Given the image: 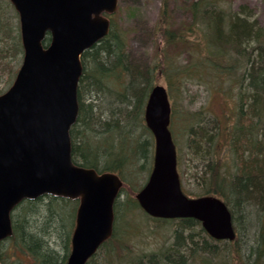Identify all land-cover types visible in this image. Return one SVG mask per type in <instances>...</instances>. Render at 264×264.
I'll list each match as a JSON object with an SVG mask.
<instances>
[{
  "label": "trees",
  "instance_id": "obj_1",
  "mask_svg": "<svg viewBox=\"0 0 264 264\" xmlns=\"http://www.w3.org/2000/svg\"><path fill=\"white\" fill-rule=\"evenodd\" d=\"M5 2L0 4V9L13 8L8 0ZM189 10L195 19L206 25L204 37L208 54L200 58L203 69L188 66V73L184 74H195L200 80L205 76H230L234 71L228 68L237 64L243 70L238 82L248 89L247 95L241 96L246 111L241 105L240 123L235 127L236 131L244 134L243 149L238 150L239 155L235 156V172L221 173L217 169L219 161L205 162L203 171L211 176L204 178V194L201 195L223 199L234 223L243 228L246 236L243 243L235 242L233 253L227 251L232 244H224L225 250H221L219 243L208 237L202 228L203 242L196 240L192 230L201 224L194 219H155L178 224L169 247L160 253H142L134 258H130V249L126 250L127 255H118L116 243L126 242L132 235L129 233L132 228L130 216L139 211L143 213L135 199L134 185L140 182L141 185H137L142 187L152 168L154 138L145 123V107L154 87V75L161 64L146 66L132 62L127 53V34L112 24L108 36L82 56L79 111L70 130L74 164L99 173L115 172L124 182L114 206L113 235L87 264H264V60L248 57L244 62V53H241L256 34L254 23L250 17L240 14L228 16L212 1L193 3ZM1 13L0 10V42L5 41L6 48L1 54L21 57L20 34L11 33V27L1 23ZM166 14L164 16L168 19ZM166 36L168 43L182 39L175 32L167 31ZM48 42L49 39L45 43ZM231 52L236 56L241 54L243 62L235 60L229 65L233 59L230 58ZM222 62L229 67L221 65ZM166 76L177 81L181 79L173 68H169ZM246 119H250V126L242 123ZM197 124L198 129L193 125L190 128L192 138L188 145L203 163L212 154L208 147L212 138ZM128 189L133 191L123 200L121 196ZM78 203V200L52 195L20 203L12 213L13 235L0 247L1 264H65L71 251ZM186 231L190 232L185 235ZM242 246L245 249L243 254ZM101 253L103 258L99 260Z\"/></svg>",
  "mask_w": 264,
  "mask_h": 264
},
{
  "label": "water",
  "instance_id": "obj_2",
  "mask_svg": "<svg viewBox=\"0 0 264 264\" xmlns=\"http://www.w3.org/2000/svg\"><path fill=\"white\" fill-rule=\"evenodd\" d=\"M24 51L14 82L0 95V244L13 234L11 215L43 195L79 199L66 264H86L113 234L114 204L123 182L73 163L70 129L78 116L84 52L106 37L118 0H10ZM50 37L48 46L44 41ZM145 121L155 139L151 174L136 199L154 218H193L218 240H234L232 214L214 196L184 194L169 129L166 88L150 92Z\"/></svg>",
  "mask_w": 264,
  "mask_h": 264
},
{
  "label": "rangeland",
  "instance_id": "obj_3",
  "mask_svg": "<svg viewBox=\"0 0 264 264\" xmlns=\"http://www.w3.org/2000/svg\"><path fill=\"white\" fill-rule=\"evenodd\" d=\"M5 1L0 0V4H6ZM208 1L217 3L230 17L240 14L251 18L256 34L241 53H244V62L248 57L263 61L264 0H119L117 12L109 17L115 29L127 34V53L132 62L146 66H154L158 62L161 64L154 75V86L162 85L168 91L174 112L170 128L177 145L178 171L183 191L191 197L204 194V178L211 176L203 171L205 162L216 160L219 161L218 172L225 174L235 172V156L239 155L238 150L243 149L242 144H244L242 140L244 134L235 129L240 123L238 119L241 105L246 111V104L241 103V96L245 97L248 92L245 84L243 88L238 82L243 72L241 67L236 64L233 68H228L234 71L230 76L223 74L218 77L205 76L204 80H200L198 76H194L195 74L190 76L184 74L188 73V66L203 69L200 58L208 54L207 41L204 37L206 25L195 19L189 10L193 3ZM0 10L2 11L1 23H7L11 27V33L13 31V34H20L19 16L15 9L6 7V11ZM165 12L168 19L164 16ZM163 19L168 21L165 22ZM9 21L11 22L8 23ZM228 23L229 18L227 26ZM167 31L175 32L182 36V39L176 43H168ZM4 43L5 41L0 42V94L12 84L15 72L21 66L23 59V55L16 58L10 54H7V57L3 56L4 52L1 54V51L6 49ZM230 56L233 59L229 65L235 60L243 62L241 54L236 56L234 52H231ZM220 64L227 65L226 62ZM169 68L175 69L181 79L177 81L173 77L167 78ZM12 78L13 80L10 81ZM197 122L204 130L206 129V135L212 138L208 146L212 154L203 163L194 155V149L188 145L189 139L192 138L189 134L190 128L192 125L195 128L198 125ZM242 123L250 126L251 121L246 119ZM260 139H263L262 135ZM207 169L210 170L208 165ZM137 184L141 185L140 182ZM137 184L134 185L136 192L141 188ZM132 191L125 190L121 198L124 200L129 197ZM130 218L132 228L129 233L132 235L126 242L116 243L119 256L127 255V249L131 250L130 258L142 253H160L174 241V231L178 227L175 222L156 221L140 211ZM201 228L197 226L192 232L195 239H199L202 243ZM235 228L238 233L235 242L243 243L246 236L243 228L241 229L238 223H235ZM189 232L186 231L184 234L187 235ZM206 235L208 236L207 233ZM208 241L211 240L208 239ZM235 242L231 243V248L227 251L234 253ZM218 243L219 248L225 250L223 246L226 243ZM243 246L241 254L245 252ZM98 257L102 260V253Z\"/></svg>",
  "mask_w": 264,
  "mask_h": 264
},
{
  "label": "bare ground",
  "instance_id": "obj_4",
  "mask_svg": "<svg viewBox=\"0 0 264 264\" xmlns=\"http://www.w3.org/2000/svg\"><path fill=\"white\" fill-rule=\"evenodd\" d=\"M256 60H258V58H255Z\"/></svg>",
  "mask_w": 264,
  "mask_h": 264
}]
</instances>
